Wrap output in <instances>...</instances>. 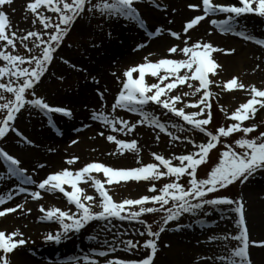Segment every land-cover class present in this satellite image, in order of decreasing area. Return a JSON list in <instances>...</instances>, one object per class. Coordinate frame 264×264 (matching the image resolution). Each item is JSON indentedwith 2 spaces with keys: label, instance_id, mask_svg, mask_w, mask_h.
Instances as JSON below:
<instances>
[{
  "label": "snow or ice",
  "instance_id": "1",
  "mask_svg": "<svg viewBox=\"0 0 264 264\" xmlns=\"http://www.w3.org/2000/svg\"><path fill=\"white\" fill-rule=\"evenodd\" d=\"M12 2L13 0H0V80L4 81L0 82V91L12 97L9 99L5 95H0V113H4L0 117V141L5 140L10 133H14L19 142L32 145L34 142L16 125L19 114L26 107L45 115L51 113H59L64 117L73 115L70 108L53 106L47 102L45 97L37 94L36 89L48 74L49 67L56 58V52L77 19L88 12L99 13L107 19L123 18L137 23L141 28L146 27V21L136 7L140 0H98V2L94 0H28L26 10L36 18L33 24L38 21L42 25V31L29 30L18 34L16 30H11L8 13L4 10V6ZM156 7L161 5L156 4ZM187 8L194 14L184 22L182 32L168 30L171 37L181 40L182 47L173 44L167 48V56L152 61L149 59L152 53H149L143 58V62L128 67L122 75H117L115 71L111 73L121 85L111 105L112 110L119 108L137 113L140 119L131 123L103 111H93L91 114V119L111 130L106 135V140L112 142L117 150L112 154L123 155L125 151L133 152L138 166L115 167L93 161L76 170L64 167L37 181L33 174L22 166L19 158L6 150L5 146H0V162L6 169L3 176H0V180L15 179L17 181L6 193H0V206L21 194L32 200H40L43 192L62 193L68 203L74 205L75 210H62L60 207L46 208L43 204L39 206V211L43 213L40 219L55 220L60 225L59 231L45 236L46 241L60 243L70 232H80L93 221L110 223L113 219H118L136 221L145 226V231L138 233L140 236L146 234L148 237L142 245L139 241L134 242L131 239H120L117 244V236H114L112 242L105 241V248L98 252V256L107 257L109 253H114L119 245H123L129 252L140 248L150 249V254L146 253L143 257L136 259L109 257L103 261L85 256L84 260L88 261V264H154L160 235L165 232L169 223L178 221L185 213H196L205 206L235 205L230 210L238 216L236 221L238 234L232 235L230 239L237 241L238 244L229 248L227 243H223L224 254L207 259L200 258L203 264H208V261H212L213 264H254L251 248L264 249V239L251 237L243 198L240 200H233L226 196L208 198L209 194L216 193L236 182L243 184L258 172L264 171V132L249 138V134L254 133L258 125L244 126V121L252 119L259 109L264 108V87L250 86V98L241 103L229 116L232 123L228 126H220L215 131L209 130L208 126L213 119L211 102L213 93L210 89L214 83L210 75H215L220 67L213 58V53L233 52L234 49L222 50L202 39L189 43L190 30L207 17V22L221 33L232 32L245 40L264 46V39H257L246 31H237L233 27V23L245 14L264 17V0H237L235 3L227 2V0H196L194 3H188ZM41 9L54 13L55 21L52 16L44 15ZM217 14H223L225 18L217 19L215 18ZM161 31V28H156L147 35L156 36ZM18 43L24 46L28 55L14 54ZM29 43L32 47H29ZM145 46L143 43L138 44L137 50ZM34 49L39 50L38 55L32 54ZM173 54H180L183 58H172ZM61 60L63 63H69L62 57ZM146 76L156 78L157 82H146ZM93 83L99 85V80L93 77ZM185 85L191 89L190 92L183 91ZM225 87L228 90L245 89L246 85L234 77L226 82ZM106 91L107 89L101 90L99 87L96 89L97 96L102 102ZM197 95L198 99L195 102L191 100L188 103L184 102L186 97ZM150 103L159 105L172 113L174 117L190 126L189 130H198L204 135L205 140L197 143L190 137L184 136L183 140L191 144L192 150L171 155L168 158L153 152L151 155L155 162L141 163L137 140L117 138L111 133L119 132L127 135L132 133L137 125L147 124L154 129H159L161 133H167L171 138L170 143L181 139L180 136L168 131L167 122H161L158 116L145 110V106ZM181 104L184 106L180 107ZM188 108L195 110L186 111ZM49 124L52 126L53 122L49 120ZM171 127L183 130L184 124L172 123ZM75 130L79 131V129ZM238 132H242L243 137L237 139L234 144L225 143L218 163L211 168L206 178H198V168L208 162L210 153L221 143V139ZM99 135L105 136V133L101 131ZM156 139L159 140V135ZM71 143L76 144L77 141L73 140ZM237 147L240 151H237ZM78 160L79 157H72L65 163L74 165ZM173 161L178 163L174 164ZM44 167V164L36 166L41 169ZM35 170H32L33 173ZM184 176L188 177L187 187L180 182ZM165 177L170 178V182L164 183L159 188L152 183ZM129 181L149 182L148 194H141L138 198L115 200L113 194H110V187ZM82 184L94 189V193L89 194L85 187L81 186ZM96 208L100 210L94 211ZM18 210L31 212V209H25L24 203H18L13 207L0 208V218L16 213ZM153 213L163 214L158 231H153L152 225L141 219L145 214ZM174 230L179 231L180 226L178 225ZM209 239L226 242L229 237L219 236L209 237ZM27 243L28 240L19 230L10 234L0 230V264H12L10 254H14L17 249Z\"/></svg>",
  "mask_w": 264,
  "mask_h": 264
},
{
  "label": "bare ground",
  "instance_id": "2",
  "mask_svg": "<svg viewBox=\"0 0 264 264\" xmlns=\"http://www.w3.org/2000/svg\"><path fill=\"white\" fill-rule=\"evenodd\" d=\"M22 1L23 0H13L11 5H15L17 9L19 5L21 6ZM192 1L195 2L196 0L140 1L136 7H139L142 3H150V5L141 6V10H139L146 21V27L144 28H141L137 23L126 19L116 21V36L104 42L105 50H107L106 55L96 62L97 65L88 66L94 75L99 74L101 76V90L107 89L103 102L97 96L95 83L88 81L74 89L72 93L64 94L58 97V99H55L70 104L69 108L72 110V117H59L57 114L46 115L45 118L52 119L53 125L50 126L47 120L48 126H42L40 129H37L35 125L44 118L41 113H37V115L33 117L31 116L26 120L23 119L19 121V125L25 131L26 136L34 143L28 148L9 145L10 152L14 153L22 161L23 167L27 168L30 174H33L35 180L38 177L44 178L46 177L45 175L61 170L64 167L76 170L93 161L117 167H129L128 165H134L122 157V155L112 154L117 150L112 142L106 140V135L109 134L111 130L104 127L100 122L91 119V114L93 111H103L106 114L118 115V117L121 118L127 115V110L118 112L117 109L113 111L111 108L112 103L110 94L121 87L111 73L115 71L117 75H122L123 71L128 67L143 62V58L148 56L149 53H152V55L149 56V59L152 61L167 56V48L173 44L182 47L183 44L181 43V40L171 37L168 30L182 32V25L186 19L189 18L187 16L191 14V17L194 14L192 10L187 8V4ZM227 2L235 3L237 0H227ZM156 4H160L161 7H156ZM12 16V23L21 27L22 22L19 21V17L15 14ZM215 18L223 19L225 17L223 14H217ZM205 20H208V18ZM204 21H202L203 24H201L197 30L190 31L189 35L191 36V40L189 43L202 39L211 42L219 49L227 50L228 45H230L233 40L238 39L243 42V46L232 45V49L236 47V50L233 52L216 51L213 53V58L217 61L218 65H220L217 69L219 70L217 71V75L221 74L220 71L222 72L223 69L224 72H231L230 74L233 77L241 80L243 84L248 86L249 83L252 82L258 85L264 84V46L257 45L254 41L245 40L232 32L223 34L213 25ZM233 27L237 31L244 30L248 34L255 36L257 39L263 38L264 36V19L255 14L242 15L238 18L237 22L233 23ZM156 28L162 29L159 35L151 37L147 35L148 32L155 31ZM141 43L146 46L137 50V45ZM233 53L236 55L234 56ZM172 58L183 57L180 54H173ZM82 63L87 64L86 62ZM257 65H259V67H257ZM146 82L155 83L157 80L151 76H146ZM218 82L214 81L210 90L217 89L218 96L227 102V104L234 103L233 107L237 104L238 100L247 96V87L244 91L239 89L228 91L226 87L221 89L220 86L223 85ZM183 91L190 92L191 89L185 85L183 86ZM194 97L195 96L186 97L185 102ZM151 104V108H156L155 104ZM101 105H103V107H101ZM152 110L153 109H151V111H146L154 113ZM128 115L139 116L137 113L131 112H128ZM138 118L140 119V116ZM167 119V117L162 116L160 120L161 122H167ZM85 125H87V127H85ZM168 125V129L172 128L171 123H168ZM75 129H79V131H76ZM158 130L152 127L149 129L150 133H147L145 138L141 137V139H137L141 142V145L149 147L153 142L152 139L159 134ZM101 131L105 133V136L99 135ZM111 134L116 135L117 138L130 135L119 132ZM125 139H132V137H127ZM134 139H136V137ZM73 140H76L77 143L72 144L71 141ZM170 151L171 150H168V152ZM72 157H79V160L74 165H67L65 161ZM38 164H44L45 167L42 169L36 168ZM33 169H36L34 173L32 171ZM3 174L4 173H1L0 171V176H3ZM12 182H14L13 179L0 180V193H6L11 189ZM262 186H264V178L256 177L244 188L245 198L248 199L249 204V214L247 219L249 220V225L252 229L251 234H253V236H256V234L264 235V191H262ZM31 187L34 188V186ZM85 189L89 194L92 193V188L88 185H85ZM18 203H24L25 209H31V212L29 213L26 210L21 212L18 210L16 213L8 214V217L6 218H0V230H4L10 234L16 230L29 232L40 227L55 228L54 225L49 223H54L55 220L40 219L43 213L38 211L37 207L39 208L41 204L46 208L60 207L61 209H74V205H70L67 198L59 192H43L42 199L40 200H32L24 194H21L15 196L14 199L8 201L3 206H0V208L13 207ZM230 223V220L227 217H224L223 214H217L215 215V220H211L209 225H206V228L204 229L214 228L222 230L229 227ZM199 229L202 228L195 226L189 233L183 234L181 238H177L175 235L171 234L168 235L169 242H171L175 249L174 251H170L168 255L163 254L155 260L154 264H174L172 262L185 264L186 260L176 254L175 251L180 250L182 245L187 246V242L193 241V238L200 233ZM184 235L187 236L186 240L182 239ZM92 244V240L84 238L82 241L78 242H74V239H69L66 242H62L58 245H51L43 249L23 251H17V249L13 254L14 257H12V264H66L65 260L69 262L68 264H88V261H85L84 257L86 254H92ZM81 248L83 250L85 249L84 251H80L82 255L79 256L77 253V256L75 255L76 257L73 258L72 254H75ZM165 249L166 246L164 245L161 252L164 251L165 253ZM59 252H62L66 257L71 255V258L63 259L60 257L62 254H59ZM94 257L95 256H93V258ZM252 258L254 264H264V253L255 252ZM94 259H96V257Z\"/></svg>",
  "mask_w": 264,
  "mask_h": 264
},
{
  "label": "rangeland",
  "instance_id": "3",
  "mask_svg": "<svg viewBox=\"0 0 264 264\" xmlns=\"http://www.w3.org/2000/svg\"><path fill=\"white\" fill-rule=\"evenodd\" d=\"M28 0H23L21 3V6L16 9L15 5H6L4 7V10L8 13L12 29L16 30L19 33H26L29 30L34 31H42V25L37 21L35 24H33V20L36 19L34 15L26 10V4ZM94 2H98V0H94ZM193 2V1H192ZM196 2V1H195ZM194 3V2H193ZM150 5V3H142L139 7H137L139 10H141V6ZM10 6V7H9ZM12 11V12H11ZM44 15H49L53 17V20L55 21L56 16L54 13L48 12L45 9H41ZM13 14L17 15L19 17V21H21V27H18L16 24L12 23ZM189 14L187 17L190 18ZM186 17V18H187ZM123 18H112L107 19L104 16H101L99 13L96 14H90L88 12H85L82 18L77 19L75 24L71 27V30L69 34L64 39L63 44L58 49V51L55 54V59L52 63V65L49 67L48 74L45 75L43 78V82L40 84V86L36 89V92L39 96L45 97L47 102L51 103L55 106H64L69 108V103L62 102L58 99V97L64 95V94H70L72 91L76 88H78L81 84L84 82H93V77H95L97 80H99V85L95 84L96 88L102 89V86L100 84L101 76L94 75L88 66L97 65V61H99L103 56L106 55L107 50H105L104 42L106 40H110L111 38H114L115 32H116V21L121 20ZM188 19V18H187ZM186 19V20H187ZM207 19V18H205ZM264 19V17H263ZM184 20V19H183ZM204 22L208 23L207 20ZM202 22H200L197 26L194 27V31L197 30ZM206 25V24H205ZM220 32V31H219ZM109 33L111 35H109ZM225 34V33H223ZM46 39V37H45ZM259 39H264L259 38ZM93 45H98L94 47ZM243 46V42L241 40H233L230 45H228V49H232L233 46ZM232 46V47H231ZM29 47H32V44L29 43ZM236 47H234V51ZM227 49V50H228ZM66 51V53H65ZM14 54L19 55H28L27 50L24 48L22 44H17V48L14 52ZM34 55L39 54L38 49H34L33 53ZM235 56L236 54L233 53ZM61 57L65 60H68L69 63H63L61 60ZM248 58V57H247ZM82 62H86L87 64H83ZM82 64V65H81ZM72 65H75L76 67H73ZM254 66V65H252ZM219 71V70H217ZM221 74L217 75H210V79H213V81H221L218 82L222 84L223 86H220L221 89L225 88L226 82L232 78H234L229 72L222 69ZM235 76V75H234ZM62 78V79H61ZM239 82H242L238 79ZM0 82H4L3 80H0ZM243 83V82H242ZM246 85V84H244ZM255 85L256 87H264V84H255L254 82L249 83V86L246 85L248 93L247 96H245L243 99L238 100L237 104L233 107L234 103L227 104L223 99H221L217 94V89L210 90L213 95L211 98L212 102V114H213V122L208 126L209 130L214 131V127L216 124L220 126H228L232 121L229 119V116L232 111H234L241 103H244L247 101V99L250 98V86ZM95 88V89H96ZM228 90V89H227ZM234 90V89H233ZM241 91H244L245 89H239ZM119 89L111 92L110 99L111 103H114V98L117 95ZM230 91V90H228ZM0 95H5L9 99H11V95L4 93L3 91H0ZM199 95V94H198ZM198 95L195 96L193 99H189L192 102H195L198 99ZM189 100H187L185 103H188ZM152 104L145 106V110L154 112L156 116H158L160 119L162 116L167 117L168 123H181L184 124V129H174L170 128L168 131L173 132L175 135L180 136L181 139L177 141H171V138L167 135V133H161L158 129V135L159 140L155 138L152 139V144L147 147L141 145L140 141L138 139H141V137L145 138L147 136V133L149 132V129L152 128L148 126L147 124L143 125H137V127L134 129L130 135L127 136H120L119 138L125 139L127 137H132L134 139L136 137V140L138 142L139 147V157L141 163H151L155 162L151 153L156 152L159 154H163L166 158H168L171 155H179L183 154L187 151L192 150L191 144H189L187 141L183 140L184 136H188L191 139L195 140L197 143L205 140V137L202 133H199L198 130H189L190 126L186 125L185 122L181 121L179 118L174 117V115L170 112H167V110L162 109L161 106L155 105L156 108H151ZM180 107H183L184 105H179ZM150 107V108H149ZM223 107V110H222ZM124 109H117L118 112H121ZM195 109L188 108L186 111H194ZM37 110L31 109L26 107L22 112L19 114L18 119L16 121L17 127L25 134V131L23 128L19 125V121L23 119L30 118L31 116L37 115ZM127 115L123 116L122 118L125 120H128L131 123H134L137 121L139 116L137 115H128V112L126 111ZM4 113H0V117H2ZM44 118L41 119L35 127L37 129H40L42 126L47 125L48 118H45V114L41 113ZM51 115V114H49ZM118 116V115H115ZM51 118V117H50ZM59 118V117H57ZM252 124L258 125L257 130L254 133L249 134V138L258 136L260 132H264V108H261L257 111L255 116L250 119L244 121V126H250ZM48 126V125H47ZM242 132L234 133L233 136V142H235L237 139H240L243 137ZM138 138V139H137ZM230 142V141H229ZM231 142L230 144H232ZM9 145H15L21 148H28L30 145L23 144L18 141V138L15 136L14 133H10L7 138L3 141H0V146H5L6 150L10 152ZM114 146V144H113ZM32 148V147H30ZM168 150H171L168 152ZM224 150V143L221 142L216 149H214L210 153V159L207 163L200 166L198 168V178H206L207 173L211 170V168L218 163L220 153ZM237 151H240V149L237 147ZM11 154H14L10 152ZM15 155V154H14ZM16 156V155H15ZM17 157V156H16ZM126 160H128L131 164H134L132 166L128 165L129 167H135L138 166L136 163L135 154L130 151H125V153L122 155ZM18 158V157H17ZM173 163H178V161H173ZM23 166V165H22ZM117 167V166H115ZM5 166L2 162H0V171L1 173L5 172ZM46 176V175H45ZM256 177L264 178V171L258 172L256 175L251 177L247 182L241 184L239 182H236L225 188L221 189L216 193L209 194L208 198H216V197H229L233 200H240L243 198V201L245 203V209H246V219L249 214V204L248 199L245 198V192L244 188L247 186L251 180H253ZM42 177H38L36 180L38 181ZM14 182L11 183V188L17 183L15 179H13ZM170 182V178H161L159 181H153L152 183H155L157 188L161 187L164 183ZM180 182L185 185V187L188 186V177L184 176L181 178ZM82 187H85V185H81ZM149 187V182L141 181V182H135V181H129L127 183H121L119 185H113L110 187V194H113V198L117 201L122 200L124 198H138L141 194H148L147 188ZM235 189V194L237 195V199L233 197V194L231 193V189ZM262 191H264V186H262ZM92 192V193H91ZM91 194L94 193V189L91 190ZM31 199V198H29ZM235 205H220V206H205L203 209L199 210L196 213H185L180 216L178 221L170 222L167 226L165 232L161 233L160 240L158 241V252L157 257L155 260H157L159 257H161L163 254L168 255L170 251H174L175 248H173V245L171 242H169L168 235H175V237L181 238L183 234L189 233L191 229H193L195 226H199L202 229L200 230V233L198 236L193 238L194 240L191 242H187L186 245H182L180 250H176L175 253L180 255L182 258H184L185 264H203V261L200 258L207 259L208 257L214 256V255H222L224 254V250L222 247L223 243H227L229 248L235 247L238 242L233 241L230 239L232 235L238 234V228L236 221L238 219V216L236 213L232 212L230 209L234 208ZM37 210L39 211V208L37 207ZM67 210V209H62ZM72 210H75L72 209ZM100 209L96 208L94 211H99ZM251 211V209H250ZM217 214H223L224 217H227L230 220L229 227L217 230V229H204L206 228V225H209V222L211 220H215V215ZM264 215V213H263ZM8 217L7 215L5 218ZM161 219L160 215H156L154 219H152V222H149V224L152 225L153 231H158L160 223L158 221ZM143 220V219H142ZM145 221V220H144ZM201 221L203 223H201ZM146 222V221H145ZM50 224L54 225L55 228L50 227H40L35 228L32 231H25L22 232L24 234V237L28 240V243L25 246H22L17 251H23V250H33V249H43L45 247H49L51 245H58L62 242H66L69 239H74V242L82 241V239L92 240L93 244L91 246L92 254H86L85 256H89L93 258V256L96 257L98 260H105L109 257H117V258H127V259H136L143 257L146 253L150 254V249H138L136 251H126L123 247V245H119L116 248V251L114 253H109L107 257H99L98 252L100 250H103L105 248V241L112 242L113 237L117 236L116 243L119 244L120 239H131L134 242L139 241V243L142 245L144 240L147 239V235L140 236L138 233L145 231V226L136 222V221H120L118 219H113L110 223L105 221H93L89 225H87L84 229H82L80 232H70L66 238H63L60 243L55 242H48L45 240V236L48 233H55L60 230V225L54 221V223L49 222ZM147 223V222H146ZM247 223L250 229V234L252 233L251 226L249 225V220L247 219ZM180 226L179 231H175L174 229L177 228V226ZM108 229V230H107ZM219 236H228L229 239L226 242L221 241H215L210 240L209 237H219ZM94 237V238H93ZM186 235L182 237L183 240H186ZM251 237L253 239H264V235L260 234L256 236L251 234ZM175 242V241H172ZM166 246V251L161 252L163 246ZM79 249V248H78ZM85 250V249H84ZM82 248L80 250H76L77 252L72 254V257L75 258L77 256V253L79 256L82 254L80 251H84ZM168 251V252H167ZM251 256L254 255V253H264V249L253 247L250 250ZM64 253V251H63ZM62 252H59L60 257L63 259H69L71 258V255L66 257ZM80 253V254H79ZM167 253V254H166ZM76 255V256H75ZM65 256V257H64ZM78 256V257H79ZM13 254H10V258L12 261ZM94 257V258H95ZM93 258V259H94ZM43 261V260H41ZM65 263L68 264L69 262L65 260ZM155 263V261H154ZM174 264H178L177 262H172ZM212 261H208V264H212Z\"/></svg>",
  "mask_w": 264,
  "mask_h": 264
},
{
  "label": "trees",
  "instance_id": "4",
  "mask_svg": "<svg viewBox=\"0 0 264 264\" xmlns=\"http://www.w3.org/2000/svg\"><path fill=\"white\" fill-rule=\"evenodd\" d=\"M222 141H223V143H230L229 141H234L231 137H227V138H222ZM151 215H153V214H148V216H151ZM163 215V214H162Z\"/></svg>",
  "mask_w": 264,
  "mask_h": 264
}]
</instances>
